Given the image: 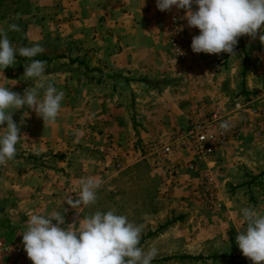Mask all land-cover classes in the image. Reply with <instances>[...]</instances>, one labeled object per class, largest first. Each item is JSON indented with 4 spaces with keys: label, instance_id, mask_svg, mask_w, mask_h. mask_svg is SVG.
Segmentation results:
<instances>
[{
    "label": "rangeland",
    "instance_id": "374dc122",
    "mask_svg": "<svg viewBox=\"0 0 264 264\" xmlns=\"http://www.w3.org/2000/svg\"><path fill=\"white\" fill-rule=\"evenodd\" d=\"M171 11L191 44L198 29L187 26L183 10ZM172 16H161L156 0H8L0 7L13 47L39 43L45 86L64 92L53 124L27 108L12 114L25 137L0 166V233L9 242L23 246L33 213L59 212L67 226L112 210L142 227L139 246L158 249L152 264H252L236 235L244 230L242 208L264 212V122L252 115L264 109V44L259 33L245 35L235 56L191 50L179 60L169 43ZM149 44L161 46L160 55ZM29 63L17 55L0 86L21 95L35 87L39 81L23 75ZM180 104L193 110L177 128L150 114L165 105L173 118ZM213 114L232 126L195 172L181 141L168 156L151 151ZM154 117L157 129L149 127ZM88 177L103 181L96 204L72 208L66 202L79 198Z\"/></svg>",
    "mask_w": 264,
    "mask_h": 264
},
{
    "label": "clouds",
    "instance_id": "9594fccd",
    "mask_svg": "<svg viewBox=\"0 0 264 264\" xmlns=\"http://www.w3.org/2000/svg\"><path fill=\"white\" fill-rule=\"evenodd\" d=\"M173 7L183 10L187 26L199 31L191 39L193 53L224 52L235 56L238 39L245 35L254 39L258 33L264 44V0H156L159 11ZM9 28L19 30L15 24ZM43 51L39 43L19 49L13 47L7 32L0 28V76L4 77L3 71L12 67L19 55L30 61L23 75L39 81L35 87L26 88L22 95L0 86V166L15 158L16 146L24 136L12 119L14 112L27 108L34 111L43 124L55 123L59 115L64 92L52 84L45 86L42 80L45 62L34 59ZM231 126L230 121L219 125L225 132ZM102 183V179L96 177L81 180L79 198L66 203L72 208L95 205ZM241 216L244 230L237 232V247L252 264H264V212L245 207L241 209ZM141 237V226L112 210L95 211L67 226L59 212L33 213L22 233V244L32 264H152L158 249L144 250L139 246Z\"/></svg>",
    "mask_w": 264,
    "mask_h": 264
},
{
    "label": "built area",
    "instance_id": "2783aa9c",
    "mask_svg": "<svg viewBox=\"0 0 264 264\" xmlns=\"http://www.w3.org/2000/svg\"><path fill=\"white\" fill-rule=\"evenodd\" d=\"M172 10V9H171ZM159 11L161 16H172V11ZM169 43L171 50L175 57L179 60H183L185 56L190 53V44L184 39L180 22L176 18L171 21V26L168 32ZM236 110H241L240 105H236ZM253 117L257 120L261 119L264 122V109L260 111H254ZM221 124V118L217 114H213L207 121L193 122L189 129L184 133H179L173 137L172 142L158 148L154 145L151 148L158 156L164 157L172 153L173 144L181 141L184 144L186 150H189L193 154L192 160L188 163V169L191 172H195L201 164L209 157H211L219 144V140L223 138V132L219 125ZM238 131V130H237ZM159 149V150H157ZM0 264H32L28 259L23 246L9 242L0 233Z\"/></svg>",
    "mask_w": 264,
    "mask_h": 264
},
{
    "label": "crops",
    "instance_id": "0c3cea01",
    "mask_svg": "<svg viewBox=\"0 0 264 264\" xmlns=\"http://www.w3.org/2000/svg\"><path fill=\"white\" fill-rule=\"evenodd\" d=\"M176 13H178V12L175 10L173 12V14L176 15ZM151 16H152V13H151ZM156 20H157V22L161 23V27H162V24L163 25L165 24V21L162 20V19L161 20L156 19ZM158 30L159 29H155V32L157 33ZM156 45H158V44L156 43ZM160 47L161 46H152L150 44H149V46H147V48H149L151 52H154L155 55H158V54L160 55L161 51L160 52H157L160 49ZM183 106H184V104H180L179 105V107L177 108V111L175 112V114H173V118H171L172 116H170L168 114V110L166 109L165 105L163 107H157V108H155L154 111L150 112V114H154L155 115L156 113H159V112L162 113L164 116L162 115L161 118L163 117V120H165V122H167L168 124L170 122V125L172 127L177 128L178 125L180 124L181 120L184 119L183 118V115H185L184 111L186 109L193 110V108H192L193 105L191 107L190 106L189 107L188 106L183 107ZM181 111H182V113H181ZM150 121H151V123L149 124V127H152L153 126L155 129H157V127L158 128L160 127V122L161 121L159 120V118H157V117L150 118ZM162 122H164V121H162Z\"/></svg>",
    "mask_w": 264,
    "mask_h": 264
},
{
    "label": "trees",
    "instance_id": "16d2710c",
    "mask_svg": "<svg viewBox=\"0 0 264 264\" xmlns=\"http://www.w3.org/2000/svg\"><path fill=\"white\" fill-rule=\"evenodd\" d=\"M6 1H8V0H0V7L6 2ZM17 58V57H16ZM34 59H36V58H34ZM38 60V59H37ZM42 61H48V60H42ZM146 84H148V82H145ZM180 259H185V258H187V259H192L191 257H185V256H183V257H179ZM219 258H223L222 256H213L211 259L212 260H216V259H219ZM172 259H174L173 257L172 258H165V259H163V260H160L161 262H167V261H170V260H172ZM195 260H202V258H200V257H197V258H194Z\"/></svg>",
    "mask_w": 264,
    "mask_h": 264
}]
</instances>
